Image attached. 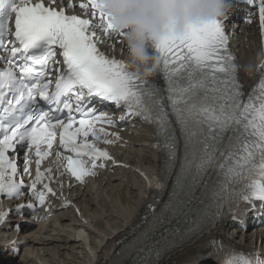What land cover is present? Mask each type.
I'll return each instance as SVG.
<instances>
[{
  "label": "snow or ice",
  "instance_id": "snow-or-ice-1",
  "mask_svg": "<svg viewBox=\"0 0 264 264\" xmlns=\"http://www.w3.org/2000/svg\"><path fill=\"white\" fill-rule=\"evenodd\" d=\"M233 2L254 10L248 12L247 22L258 15L264 35V0ZM75 7L72 0H64L63 6H58V0H0V197L19 199L27 190L43 206L47 194L56 195L44 183L46 173L40 166L52 154L57 137L64 152L72 155L57 152L56 160L66 161L65 172L80 183L96 175L97 161L115 163L108 151L98 147L99 142L112 145L120 140L118 133L107 131L115 126L107 110L97 108V104H110L125 110L122 120L139 118L155 129L160 141L155 147L165 153L164 175L144 177L151 189L164 191L163 181L176 168L179 138L183 139V158L168 199L158 212V199H153L149 205L152 223L137 241L151 239L150 230L162 225V218L184 217L185 225L166 229L129 264H159L173 245L202 237L218 221L235 218L241 203L253 212L256 201L264 208V79L245 98L239 66L229 50L227 15L190 29L183 37L169 36L154 45L165 96L159 86L99 50L96 30L123 40L124 35L114 28L97 0L78 5L92 19L66 13ZM96 19L99 23L93 22ZM259 67L264 72V60ZM21 151L36 157L35 177L29 185L18 172ZM31 163L25 155L23 173L31 175ZM51 173L47 169V178ZM40 184L42 191L37 190ZM194 204L203 207L191 213ZM26 207L34 205H19L15 214L22 215ZM8 217L0 202V225ZM208 246L213 251L202 258H216L217 264H264L258 253L228 250L218 256L220 242L212 240ZM133 251H141L136 242L124 244L113 264H125L123 257Z\"/></svg>",
  "mask_w": 264,
  "mask_h": 264
},
{
  "label": "bare ground",
  "instance_id": "bare-ground-1",
  "mask_svg": "<svg viewBox=\"0 0 264 264\" xmlns=\"http://www.w3.org/2000/svg\"><path fill=\"white\" fill-rule=\"evenodd\" d=\"M227 15L229 16L228 30L231 36L230 46L237 57L242 82L246 87L250 88L257 81V75L255 68L254 71L251 72L248 71V68L250 65L256 67L262 58L257 30L255 27L252 28L238 25V20L235 16H238L239 14L236 13L233 8L229 10ZM151 80L153 82H158V74ZM130 131L131 136L128 137L130 145L125 151L121 150L118 154H120V157L130 165L143 169L148 177H154L160 170L161 163L160 156H157L151 149L153 142L152 133L144 127L139 128L137 125ZM110 178L111 182H107L106 185L98 188L95 193H90L89 195L84 193L78 201L79 206L82 207V210L84 211V217H88L89 220L96 223L97 231H99L101 235L99 241H103L107 238L109 239L112 236V233L110 232L115 230L119 233V238L123 236L129 238L132 236V232L137 230L139 216L142 215L146 204L145 195L141 194L139 191L141 182L135 179L133 173L130 171H123ZM103 180L104 179L98 181V186L101 185ZM116 193H118L119 202H113L112 200ZM108 198L110 201H108ZM69 221L70 217L60 216L58 219L49 221L48 228L51 227L54 229L53 231H57V227L55 229L57 224L59 225L60 223L64 228ZM227 227L228 224H223L219 230L212 231L209 238H218V236H222ZM29 229H32V227H29ZM39 235H41L40 229H34V231L32 230L22 234L21 238L24 250L23 256L18 263H14L17 256L12 253V247L9 246V242L13 238L1 240L0 249L2 251L0 252V264H33L31 251L34 250L35 252L38 251V253L43 251L42 258L48 256L46 259L44 258V262L50 259V255L55 256L57 254L62 258V263H64L66 262V258L64 260V255L67 256L68 254L69 257H73V260L80 259L82 264H92L88 254L91 250L89 249L88 251H85L81 244L78 245L76 240L71 239V236H69L70 234L68 237L66 235L59 236L56 234V237L54 235L51 236L50 233L46 232L44 235L48 236L47 238L38 237ZM233 235L234 237H232ZM76 236L78 239H82V233H78ZM225 238L231 245L238 246L239 248L244 246L243 243H246L247 245L253 244L255 245L253 246L254 248L261 249L264 252V249L261 248V245L264 246L263 235L258 232L251 235H240L237 232L232 231V233L226 235ZM234 239L241 243H234ZM55 241H57L58 244L54 246V248L50 249L49 247H46L48 243L53 244ZM62 249L63 252L66 251L67 254H59V251ZM3 250H5V252H3ZM78 250L81 256L76 253ZM193 253L194 244H191L176 249L174 252L166 255L159 264H189ZM105 263L106 262L103 258L98 262V264ZM65 264L72 263L66 262Z\"/></svg>",
  "mask_w": 264,
  "mask_h": 264
},
{
  "label": "clouds",
  "instance_id": "clouds-1",
  "mask_svg": "<svg viewBox=\"0 0 264 264\" xmlns=\"http://www.w3.org/2000/svg\"><path fill=\"white\" fill-rule=\"evenodd\" d=\"M97 4L124 35L123 62L143 80L153 79L160 70L152 50L158 41L183 37L190 29L226 15L232 7L230 0H97ZM254 68L250 65L248 71Z\"/></svg>",
  "mask_w": 264,
  "mask_h": 264
},
{
  "label": "rangeland",
  "instance_id": "rangeland-1",
  "mask_svg": "<svg viewBox=\"0 0 264 264\" xmlns=\"http://www.w3.org/2000/svg\"><path fill=\"white\" fill-rule=\"evenodd\" d=\"M238 35V34H237ZM117 183V182H116ZM105 194V193H104ZM104 194H102V195H104ZM101 196V195H100ZM113 202H119V199H118V193H116L115 194V196L113 197ZM108 201H110V199L108 198ZM70 222V221H69ZM69 222H67L66 224H67V226H68V223ZM67 226L66 227H62L61 225H60V223H59V225L57 224L56 226H55V229H56V227H57V231H53L54 229H52L51 227H49L48 229L46 228L43 232H41V235H39L38 237H45V238H47L48 236H46V235H44V233H46V232H48V233H50V235L52 236V235H54V236H56V234H58L59 236H67L68 237V235L69 236H71V239H75L74 238V236H72L71 235V230L70 229H68L67 228ZM34 229H36V228H34ZM34 229H33V231H34ZM226 233H228V231L226 232L225 231V234ZM229 235L231 234L230 233V231H229V233H228ZM57 237V236H56ZM4 238H1L0 239V241L1 240H3ZM76 239H78L77 238V236H76ZM80 240H85V234H83L82 233V239H80ZM233 240V239H232ZM234 243H241V242H238V241H236L235 239H234ZM77 242V241H76ZM250 242V241H249ZM248 243V242H247ZM58 243H57V241H55V242H53V244H47V246L46 247H49L50 249L51 248H54V246H56ZM81 244V242H78V245H80ZM244 244V246L245 247H248V246H250V247H253V246H255V245H250V244H246V243H243ZM82 246V245H81ZM40 247H44V246H40ZM261 248H263L264 249V246L263 245H261ZM2 250L0 249V252H1ZM3 252H5V250H3ZM57 252V251H56ZM22 253V251H20L19 252V254L17 255V259H16V261L14 262V263H18V261L20 260V258L23 256V254H21ZM31 253H32V263L33 264H65L66 262H68V263H72V264H82V262H81V260L80 259H74L73 260V257H69L68 256V254L66 253V251L65 252H63V249L62 250H60L59 251V254L61 253V254H67V256L66 255H64V260H65V258H66V262H64V263H62V258H60L57 254L55 255V256H53V255H50V259H53V260H47V261H43L44 260V258L46 259L48 256H45L44 258H42V253H43V251H40V253H38V251L37 252H35V250L34 251H31ZM37 253V254H36ZM76 253H78L79 254V250L76 252ZM21 254V255H20ZM34 254V255H33ZM80 255V254H79ZM78 255V256H79ZM66 256V257H65ZM81 256V255H80ZM52 257V258H51ZM35 262V263H34Z\"/></svg>",
  "mask_w": 264,
  "mask_h": 264
}]
</instances>
